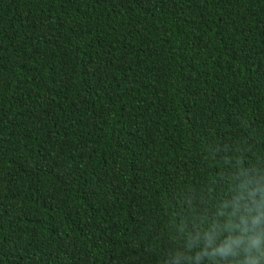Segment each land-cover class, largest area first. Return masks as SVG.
<instances>
[{
    "label": "trees",
    "instance_id": "obj_1",
    "mask_svg": "<svg viewBox=\"0 0 264 264\" xmlns=\"http://www.w3.org/2000/svg\"><path fill=\"white\" fill-rule=\"evenodd\" d=\"M0 264H264V0H0Z\"/></svg>",
    "mask_w": 264,
    "mask_h": 264
},
{
    "label": "clouds",
    "instance_id": "obj_2",
    "mask_svg": "<svg viewBox=\"0 0 264 264\" xmlns=\"http://www.w3.org/2000/svg\"><path fill=\"white\" fill-rule=\"evenodd\" d=\"M228 245L225 244V246L223 248H218V249H215L214 251H220V252H223L227 249Z\"/></svg>",
    "mask_w": 264,
    "mask_h": 264
}]
</instances>
